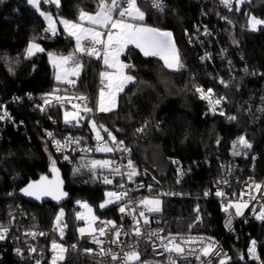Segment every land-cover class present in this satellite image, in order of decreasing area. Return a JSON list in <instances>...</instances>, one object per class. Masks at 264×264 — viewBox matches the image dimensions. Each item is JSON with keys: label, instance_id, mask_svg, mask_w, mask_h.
<instances>
[{"label": "trees", "instance_id": "1", "mask_svg": "<svg viewBox=\"0 0 264 264\" xmlns=\"http://www.w3.org/2000/svg\"><path fill=\"white\" fill-rule=\"evenodd\" d=\"M203 1L164 0L163 11L154 10L145 1H137L145 13L146 25L172 32L183 67L179 70L167 69L158 60L145 58L134 47L128 46L125 57L135 80L119 93L117 107L113 111L99 113V120L125 143L135 139L138 125L147 123V136L133 148L136 164L165 176L172 170L167 160L170 155L180 157L184 163H199L182 187L190 194L204 193L216 178L222 176L213 158L209 165L203 161L214 152L216 136H219L221 158L237 160L244 168L241 178L247 174V162L242 155L234 154L237 146L243 151L236 143L241 136L252 145L251 153L258 156L256 176L264 173V25L256 31L242 28L247 25L250 13L264 20V0H243L240 10L235 9L231 15L235 22L233 26L211 18L219 31L220 40L229 50L234 72L232 86L220 84L212 76V67L200 62L195 50L187 43V35L198 19ZM98 3L99 0H60L59 6H55L42 0L39 9L76 22L81 11H97ZM214 3L215 0H208L205 4L209 13L213 12ZM234 4L237 8L236 0ZM44 28L45 22L38 10L28 5L26 0H0V103L8 98L20 97L10 110L15 122L23 123L17 128L7 125L0 134V220L7 217L11 205L19 203L39 226L47 228L62 209L68 222L67 237L74 241L79 226L74 215L75 201L86 199L98 215L110 217V208L98 207L109 188L92 181L90 173H75L71 166L61 164L58 155L50 151L41 130L34 124L39 114L32 110L26 95L54 89L55 75L48 53L72 54L75 51L73 40L61 34L48 40L36 39L44 51L25 58L32 37L43 33ZM58 28L62 31L60 25ZM230 35H233L234 42H231ZM80 60L84 68L73 91L90 93L96 98L101 60L86 55L80 56ZM215 67L225 74L218 62ZM197 86L211 87L216 95H223V107L235 119L227 121L221 116L206 114V106L195 90ZM49 114L57 118L56 128L62 129L60 112L51 110ZM43 123L49 126L46 119ZM53 162L56 173L52 171ZM53 174H57L62 181L61 187L67 194L65 201L30 200L20 195V190L28 183L41 177L50 178ZM154 218L165 231H202L221 240L230 253L227 264H259L247 260L244 250L251 238L264 242V223L238 225L239 237L233 240L225 236L221 228V214L215 201L194 198L163 200L162 210ZM0 264L33 262L19 260L6 250ZM63 264L103 263L91 257L75 255Z\"/></svg>", "mask_w": 264, "mask_h": 264}, {"label": "built area", "instance_id": "2", "mask_svg": "<svg viewBox=\"0 0 264 264\" xmlns=\"http://www.w3.org/2000/svg\"><path fill=\"white\" fill-rule=\"evenodd\" d=\"M138 1V0H137ZM145 1L153 7V0H139ZM124 0H121L123 4ZM208 0H204L202 3L201 10L199 12L198 19L192 26V29L187 35V43L190 47L195 50V53L204 65L212 67V76H214L220 84L223 86H232V80L234 79V72L232 66V60L229 58V50L224 46L223 42L220 40L219 31L216 28V24L211 22L218 19L221 23L228 26L235 25L232 13L235 11L234 0H231L230 7L225 6L222 0H215L213 5V12L209 13L205 9V4ZM165 8V2L162 0ZM231 8V10H230ZM245 14V13H244ZM242 28L247 29V25H243ZM231 42L233 41V35L229 36ZM38 39V36L34 38ZM90 46V43L87 45ZM100 52V60L103 57V49L97 46ZM218 62L219 66L225 70V74H222L219 69L215 67V63ZM223 81V83H222ZM55 87L58 88V95L67 96H84L86 100L78 101L72 99L71 103H65L63 107L53 101L51 106L43 104V98L45 94H27L28 100L32 104V110L39 114V118L34 120V124L41 130L43 137L48 143L49 149L54 154L58 155L59 162L61 164H67L71 166V170L75 173H90L92 181L101 183L114 192H127L128 195L124 201L112 204L105 209H111V216H95V219L89 220L86 218L84 213V207L77 204L75 201V218L79 226L77 227L74 237V241L68 239V222L66 220V213L63 210V217L59 224L56 221L57 215L55 216L52 224L47 227H41L37 222H35L33 216L25 209L21 204H14L9 207V212L4 220H0V230L7 229L5 233V239L0 240V261L3 260V254L6 250H10L11 253L17 257L19 260H31L33 264H52L53 256L56 252L52 249V242L56 241L58 244L63 245L68 249L66 254V259L64 261H58L57 264H63L68 259L75 255H80L83 257H91L98 262L103 264H123L122 259H117L113 261L111 255L100 254L101 248L105 251L111 249L113 253L118 254L120 258L123 257L124 253L130 250H136L140 254V261H136L135 264H203L204 261L211 260V264H219V259L223 258L225 255L230 257L229 250L223 245L222 241L202 231H165L156 224L154 215L158 212L148 213L146 207L140 204V201L144 198L159 199L162 201L168 199H181V198H194L195 200L208 199L215 201L218 204V208L221 214L220 225L224 231L225 236L237 240L239 237L238 225L249 223H264V221L257 220L255 217L260 212V209L264 207V187L261 190L256 191L255 188L249 189V185L260 184L264 186V173L260 177L256 176V163L258 161V156L251 153V148H243L242 159L247 162L246 170L247 174L241 178V174L244 171L241 164L237 160H230L221 158L220 148H219V136H216L214 140V152L208 154L204 158V162L209 165L212 163V158L221 171L222 176L216 178L211 186L202 194H190L182 190L183 185L186 183L188 178L193 174L194 169L199 167V163H184L182 159L176 155H170L167 157L172 170L168 172L165 176L158 175L155 171L151 170L146 166H140L136 164L134 160L133 148L135 144L144 139L147 136L148 126L147 123H141L135 128V139L130 143L123 142V146L131 149L130 152H124L119 150H114L113 152H99L96 151L98 146V141L96 138V131H99L101 136L104 138V142L110 147H114L110 138L103 129L99 126L103 125L108 132H111L115 137L116 135L106 127L99 120V112L97 109L96 98H94L90 93L78 94L73 91L75 86H68L64 83L58 82L54 79ZM104 88L103 83L99 80L97 84V90ZM196 88H201L205 95H208V99H201L200 93H197L198 97L204 102L206 106L205 113L210 116H221L227 121H231L229 117H234L227 113L223 107L225 102L224 96H218L215 94L213 88H203L202 86H197ZM67 89V91H65ZM208 89L212 90V93H208ZM236 89H239L236 87ZM221 104L215 105L216 111L213 112L212 106L216 99H221ZM20 100V97H12L7 100L1 101V116L4 119H0V134L7 125H11L17 128L22 125V121L15 122L13 115L11 113L10 107ZM211 101V103H210ZM79 103L81 108L87 106L92 109L91 112H81L82 119L79 124H65L64 122V112L74 111L71 104ZM43 107V111L41 110ZM51 110H58L61 114L62 129L58 130L56 128L57 118L49 114ZM220 112L224 114L221 115ZM5 113L7 115L5 116ZM46 119L49 126L43 123ZM95 121L97 129L94 131L91 127L90 121ZM234 120V119H233ZM143 128V132H138L137 129ZM49 133L52 135L49 136ZM117 141H121L116 137ZM55 141H60V149L57 150V145ZM76 141H79L78 143ZM67 157V159H65ZM92 160H107L111 162L109 168L91 170L90 164ZM128 160L133 162L135 171L137 175L132 177L129 181L127 173L131 171L127 167ZM176 161V163H173ZM79 168V171L75 169ZM114 168H119L120 172L117 173L113 171ZM182 173V174H181ZM107 176L112 180L111 184L103 183V177ZM123 185V188L121 187ZM151 186V187H149ZM222 191L225 193L223 197L216 196L217 191ZM208 195H205V193ZM241 193H246L241 196ZM250 197H255L252 199ZM129 209L135 207V213L122 214L119 212V207L123 203H128ZM79 202H84L89 204L86 199H78ZM240 203L244 202L248 204L247 208L242 209L243 215L236 216L235 208H229L228 212L223 210V206L229 204V202ZM253 209L255 211H253ZM145 211L147 219L150 221L147 225L143 223L142 217H139V212ZM77 213H84V219H78ZM135 217V219H134ZM140 221L139 227L141 229L142 235L137 237L133 234V229L136 227V220ZM231 219V227H227L226 224L228 220ZM108 221H114L115 227L112 224H108ZM66 225V226H65ZM80 228H85V233L81 234L79 232ZM100 228H104V234L101 235L98 231ZM61 229H63V236H61ZM92 230H96L92 232ZM119 230L121 236L116 243H113L115 239V232ZM91 232V234H90ZM156 232L157 236L149 237V233ZM93 236L102 244L94 243ZM160 237H164V243L168 242L169 238L174 237L176 242L179 243L182 240H188L189 238H195V243H185L183 247L186 249L185 255H177L175 253H169L164 251ZM256 241V256L258 259H252L248 250L251 246V241ZM201 241L203 244L214 243L215 248L219 250V256L203 257L198 260L196 258L199 255V250L201 248ZM77 245L75 250H72L71 246ZM35 249V251H32ZM85 249H92L91 253L85 251ZM188 249H196L193 254H187ZM19 250V253L18 251ZM244 255L247 260L257 262L259 264H264V242L258 241L255 238H251L247 243L244 250ZM171 257V260H170Z\"/></svg>", "mask_w": 264, "mask_h": 264}, {"label": "snow or ice", "instance_id": "3", "mask_svg": "<svg viewBox=\"0 0 264 264\" xmlns=\"http://www.w3.org/2000/svg\"><path fill=\"white\" fill-rule=\"evenodd\" d=\"M45 2L55 3L59 6L60 0H45ZM27 3L33 5L37 9H39L40 0H27ZM222 3L225 6L230 7L231 0H222ZM237 5L243 3V0H236ZM153 7L163 11L164 5L162 0H153ZM231 10V8H230ZM236 10L238 11L239 8L237 7ZM40 15L45 16L46 19L50 21L49 28L46 31H50L53 35L56 34V30L53 27L51 22V17L46 16L44 12H40ZM145 18V13L141 11L140 7L137 4V0H124L123 4L121 0H99L98 3V11L94 15H90L84 12L80 13L79 20L80 21H87L90 25L89 27H85L83 23H76V22H69L67 20L61 21L64 25L65 31L70 37H74L76 40V49L75 51L68 55L62 56L58 58H53V54L49 53V57L52 60L54 67L58 68L59 71L57 72L55 79L58 82L64 83L68 86H75L76 80L81 75L84 65L80 60V56H88V57H96L97 59L100 58V52L97 46H100L103 49V62L107 68L114 69V72L103 71L100 73L102 83L107 81L106 88H107V100H106V92L104 88H101L99 96V112H110L113 110V107L116 103V96L118 93L123 92L124 88L127 83L134 82L135 77L130 74H126L124 69L128 68L129 65L124 64L120 61L119 57L124 53V51L128 48L129 45H134L138 48L145 57H156L158 56L163 62L164 67L171 70H179L183 67V64L180 63L178 52L175 49V46L171 43V36L172 34L167 31H160L155 28L139 26L136 23L130 21H143ZM248 25L252 31H256L257 27L260 25H264V20L257 19L255 16L251 17L248 21ZM106 37V38H105ZM83 41H89L90 46H85ZM44 49L35 42H30L26 48L25 58H31L38 52H43ZM75 78V79H73ZM223 83V81H222ZM67 91V89H65ZM196 91L200 93L201 99H208L209 96L204 94L203 89L196 88ZM59 89H53L51 93L45 94L43 98V104L47 106H51L53 101L59 104L61 107L65 105V103H71L72 99H76L78 101L86 100L84 96H67V95H58ZM208 93L211 94L212 90L208 89ZM221 99H216L213 106L212 111L215 112L216 108L215 105L221 104ZM211 103V101H210ZM72 109L74 111H65L64 112V122L65 124H71L75 122L76 124L80 123V120L83 118L81 112L87 113L91 112L92 109L88 108L86 105L81 108L79 103L71 104ZM43 111V107H41ZM223 115V112H220ZM7 113H5V116ZM0 119H4V116H0ZM230 120L235 119V117H229ZM91 127L95 131L97 129V125L95 121H90ZM105 132H107L110 141L114 145V147L108 146L107 143L104 142V138L101 136L99 131H96V138L98 141V146L96 151L99 152H113L114 150L130 152L131 149L123 146V141H117L116 137L111 133L108 132L106 128H103V125L99 126ZM138 132H143L144 129L140 128L137 129ZM52 134L49 133V136ZM77 143L79 141H76ZM57 145V150L60 149L61 142L55 141ZM238 145L244 148H251L252 145L247 141L244 136L238 138L236 142ZM236 145H234L235 147ZM239 154V153H234ZM67 159V157H65ZM176 163V161H173ZM111 165L110 161L107 160H92L90 164L91 170H95L97 168L104 169L109 168ZM129 171L127 173L129 181L132 180V177L137 175L135 171V167L131 160H128L127 163ZM80 169L77 168L75 171H79ZM53 173L57 172V169L54 167L53 162ZM113 171L119 173V168H114ZM182 174V173H181ZM103 183L111 184L112 180L109 179L107 176L103 177ZM62 181L59 180L57 176L53 181H48L47 177H41L39 182L29 183L25 188L21 189V191L28 196H35L37 199H40L43 195H51L54 199H61L63 196L67 195L60 190V185ZM123 188V185H121ZM151 187V186H149ZM249 189L255 188L256 191L261 190L262 185L254 184L249 185ZM246 193H241V196L245 195ZM127 192H107L106 196L109 199H106L101 205V208H105L107 205L114 204L117 202H122L127 197ZM205 195H208L206 192ZM225 195L222 191H217L216 196L223 197ZM255 199V197H250ZM80 203V202H78ZM131 201L129 200L128 203H123L119 207V212L122 214H131L135 213L136 208L133 207L129 209V204ZM140 204L146 207V211L148 213L153 212H160L161 211V201L159 199L153 198H144L140 201ZM82 207L88 209V212L91 213V209L88 205L82 204ZM235 208V215L241 216L243 215L242 209L247 208L248 204L244 202L235 203L230 201L228 205L223 206V210L228 212L229 208ZM199 212V209H196ZM253 211H255L253 209ZM64 213L61 209L60 213L56 217V221L59 224L61 218L63 217ZM139 217L144 218L143 223L147 225L150 221L146 217L145 211L139 212ZM78 219H84V213H77ZM257 220L264 221V207L260 209V212L255 217ZM95 219V217H93ZM135 219V217H134ZM200 217L197 216V220ZM108 224H112L115 227L114 221H108ZM140 221L136 220V227L133 229V234L137 237L141 236V229L139 227ZM66 226V225H65ZM227 227H231V219L228 220ZM191 227V226H190ZM96 230H92L94 232ZM101 235L104 234V228H100L98 230ZM7 229L0 230V240L5 239V233ZM79 232L81 234L85 233V228H80ZM91 234V232H90ZM151 238L152 236H157L158 233L151 232L148 234ZM61 236H63V229H61ZM121 236V232L117 230L115 232V239L113 243H116ZM161 245L164 251L169 253H175L177 255H185L186 249L183 247L185 243H195V238H189L188 240H182L181 242L177 243L175 238H169L168 242L165 244L164 237H160ZM93 242L102 244V241H99L93 236ZM77 245H72V250H75ZM52 249L56 252L53 256L52 264H57L58 261H64L66 259V254L68 253V249L65 248L63 245L58 244L56 241L52 242ZM19 253V250H17ZM35 251V249H32ZM86 252L91 253L92 249H85ZM196 252V249H188L187 254H193ZM199 255L196 258L199 260L201 256L203 257H210V256H219V250L215 248L214 243L203 244L201 241V248L199 250ZM100 254L103 255H111V259L116 261L117 259H122L123 264H135L136 261H140V254L136 250H130L124 253L123 257L120 258L118 254L113 253L111 249L105 251L103 248L100 250ZM248 254L252 259H258L256 256V241H251V246L248 250ZM243 258V257H242ZM230 257L225 255L223 258L219 259V264H227V261ZM171 260V257H170ZM39 264V262H38ZM174 264V262H173ZM203 264H211V260L204 261Z\"/></svg>", "mask_w": 264, "mask_h": 264}, {"label": "rangeland", "instance_id": "4", "mask_svg": "<svg viewBox=\"0 0 264 264\" xmlns=\"http://www.w3.org/2000/svg\"><path fill=\"white\" fill-rule=\"evenodd\" d=\"M27 1V0H26ZM42 0H40V2H41ZM43 1H45V0H43ZM50 4H53V5H55V6H57L55 3H51V2H49ZM28 5H30V4H28ZM31 7H33V8H36V7H34L33 5H30ZM39 6H40V3H39ZM254 15L253 14H249L248 15V21H249V19L251 18V17H253ZM257 18V17H256ZM257 19H259V18H257ZM144 20H145V18H144ZM144 20L143 21H137V22H135L137 25H139V26H144V27H150V28H155V27H151V26H148V25H146L145 23H144ZM248 21H247V29L249 30V31H252L251 29H250V26L248 25ZM261 26V25H260ZM260 26H258L257 27V29L260 27ZM155 29H157V28H155ZM159 30V29H158ZM160 31H167V32H170L171 34H172V32L171 31H169V30H160ZM38 36V38H41V36H39V35H37ZM36 36H33L32 37V39L33 40H31V42H35V43H38L34 38H35ZM171 43L175 46V49H176V51L178 52V49H177V46H176V43H175V40H174V37H173V34H172V36H171ZM39 44V43H38ZM40 45V44H39ZM41 46V45H40ZM129 46H131V45H129ZM125 52H126V50L124 51V53L119 57V59H120V61L121 62H123L124 64H127V65H129L128 64V61L126 60V57H125ZM49 53H51V54H53V58L55 59V58H58V57H62V56H68V55H70V54H58V53H53V52H49ZM49 53H48V61H49V64H50V66H51V68L54 70V75L56 76V74H57V72L59 71V69L58 68H56V67H54V65H53V63H52V60L50 59V57H49ZM101 64H102V70L100 71V73L101 72H103V71H108V72H114L115 70L114 69H110V68H107L106 66H105V64H104V62H103V57L101 58ZM124 71H125V73L126 74H130V75H132L130 72H129V70H128V68H126V69H124ZM99 76H100V74H99ZM100 78H101V76H100ZM132 83V82H131ZM106 84H107V81H104V84H103V86H104V89H105V92H106V100H107V88H106ZM130 83H127L126 84V86H125V88L129 85ZM124 88V89H125ZM101 90V89H100ZM100 90L98 91V94H97V96H96V103H97V109H98V107H99V101H100V96H99V93H100ZM121 93V92H120ZM118 95H119V93L117 94V96H116V103H115V105H114V107H113V110L117 107V102H118ZM112 110V111H113ZM98 112H99V110H98ZM111 112V111H110ZM99 113H101V112H99ZM103 113H108V112H103ZM71 124H74V125H76V123L75 122H72ZM240 146V145H239ZM241 148H242V146H240ZM235 151H236V153H239L238 155H242V153H243V151L240 149V148H238V146H237V148H235ZM51 178V177H50ZM107 192H114V190L113 189H110V190H107L106 191V193ZM106 193H105V198H104V200L99 204V208L100 209H105L106 207H108V206H110V205H112V204H110V205H107L105 208H101L100 207V205L106 200V199H109V197H107L106 196ZM79 201L78 200H76V203L77 204H80L81 206H82V204H85L84 202H80V203H78ZM118 203V202H117ZM114 204H116V203H114ZM88 207L91 209V213H89L88 212V209H86V208H84V213H85V216H86V218L87 219H89V220H93V217H95L96 216V209L94 208V206L93 205H91V204H88ZM160 207H161V205H160ZM98 215V214H97Z\"/></svg>", "mask_w": 264, "mask_h": 264}, {"label": "crops", "instance_id": "5", "mask_svg": "<svg viewBox=\"0 0 264 264\" xmlns=\"http://www.w3.org/2000/svg\"><path fill=\"white\" fill-rule=\"evenodd\" d=\"M45 2V1H44ZM45 3H49V2H45ZM35 9H37V8H35ZM38 10V12H39V14H40V12H44V11H42V10H40V9H37ZM97 11H98V9H97ZM97 11H95V12H86V11H81V12H84V13H87V14H90V15H94ZM80 12V13H81ZM45 14H46V16H50L51 17V22H52V24H53V27L55 28V30H56V34L55 35H53L50 31H46V29H48L49 28V23H50V21L48 20V19H46L45 18V16H42V15H40L42 18H43V20H44V22H45V28H44V31H43V33H41V34H39V36H41V38H43V39H50V38H52V37H54V36H57V35H66V36H68L69 38H71L72 40H73V43H74V47H75V49H76V40H75V38L74 37H70L68 34H67V32L65 31V28H64V25L61 23V21H63V20H67V21H69V22H74V21H71V20H68V19H66V18H64V17H61V16H53V15H51L50 13H48V12H44ZM80 13H79V17H80ZM79 17H78V21H76V23H83L84 24V26L85 27H89L90 25L87 23V21L85 20V21H80L79 20ZM130 22H133V23H135V22H137V21H130ZM61 26V29H62V31H60L59 30V28H58V26ZM106 38V37H105ZM90 42L89 41H83V44L85 45V46H87L88 44H89ZM132 47H134L143 57H145L144 55H143V53L138 49V48H136L134 45H131ZM145 58H152L153 60H158L159 62H161L163 65H164V62L158 57V56H156V57H145ZM54 69V68H53ZM55 70V69H54ZM73 79H75V78H73ZM100 80H101V82H102V79L100 78ZM103 84H104V82H103Z\"/></svg>", "mask_w": 264, "mask_h": 264}, {"label": "water", "instance_id": "6", "mask_svg": "<svg viewBox=\"0 0 264 264\" xmlns=\"http://www.w3.org/2000/svg\"><path fill=\"white\" fill-rule=\"evenodd\" d=\"M240 7H241V4L238 5L239 10H240ZM239 10H238V11H239ZM56 177H57V174H53V176H52L51 178H47V179H48V181H53ZM40 180H41V178H40L39 180L35 181V182H39ZM31 183H34V182H31ZM28 184H29V183H28ZM28 184H27V185H28ZM27 185H26V186H27ZM26 186H24L23 188H25ZM23 188H22V189H23ZM60 190H61L63 193H65V192L63 191L61 185H60ZM19 193H20V195L25 196V197H27V198L30 199V200H37V198H36L35 196H28V195H25L21 190H20ZM41 199H50V200H54V201H56V202H60V201H65V200L67 199V197H66V195H65V196H63V198H61V199H54L53 196H51V195H43V196H41L40 200H41Z\"/></svg>", "mask_w": 264, "mask_h": 264}]
</instances>
